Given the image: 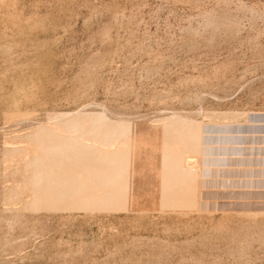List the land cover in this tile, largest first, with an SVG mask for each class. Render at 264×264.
<instances>
[{
    "label": "rangeland",
    "instance_id": "374dc122",
    "mask_svg": "<svg viewBox=\"0 0 264 264\" xmlns=\"http://www.w3.org/2000/svg\"><path fill=\"white\" fill-rule=\"evenodd\" d=\"M0 264H264V0H0Z\"/></svg>",
    "mask_w": 264,
    "mask_h": 264
}]
</instances>
